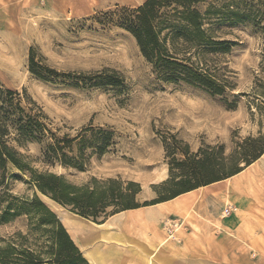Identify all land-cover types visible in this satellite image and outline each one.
Here are the masks:
<instances>
[{
    "label": "rangeland",
    "instance_id": "1",
    "mask_svg": "<svg viewBox=\"0 0 264 264\" xmlns=\"http://www.w3.org/2000/svg\"><path fill=\"white\" fill-rule=\"evenodd\" d=\"M146 1L0 0V85L18 92L26 113L47 130L40 142L9 144L30 168L77 185L92 178L139 184L136 203L154 224L151 239L168 240L161 264H264V153L249 166L242 162L258 152L257 140L264 137V21L256 13L258 3L201 0L196 5L203 13L212 6L244 15L241 23L211 16L204 26L209 45L193 49L187 54L191 60L183 61L224 85L221 94H212L161 78L136 39L108 23L118 18V10ZM57 143L82 171L46 159V147ZM208 148L223 159L216 172L227 170L232 157L241 172L230 182L162 202L166 205L145 206L176 190L175 183L155 189L180 175L175 162ZM27 180L8 165L10 194L32 197L35 189ZM38 195L52 210L50 199ZM169 221L179 224L171 235ZM18 232H28L25 216L0 226V244ZM131 247L115 243L106 250L113 264H131Z\"/></svg>",
    "mask_w": 264,
    "mask_h": 264
},
{
    "label": "trees",
    "instance_id": "2",
    "mask_svg": "<svg viewBox=\"0 0 264 264\" xmlns=\"http://www.w3.org/2000/svg\"><path fill=\"white\" fill-rule=\"evenodd\" d=\"M200 1L147 0L138 8L118 10V18L108 23L126 30L136 39L142 55L164 80L184 81L212 94H221L225 88L223 84L183 61L191 60L187 58V54L193 49L209 45V36L204 26L211 16L221 15L233 23H241L244 15L237 10L217 9L212 6L203 13L196 7ZM256 2L259 7L256 13L264 21V0ZM31 71L37 73L33 58ZM260 91L264 100V85L260 87ZM22 100L18 92L0 85V226L21 216L28 220L26 234L18 232L6 240H1L4 244H0V264H90L58 216L43 202L38 193L72 213L100 225L118 213L140 208L136 203V196L141 192V187L135 182L97 178L77 185L63 175L30 168L23 157L10 146V140L20 145L27 141L40 142L47 130L38 118L26 113L21 106ZM257 142L262 143L258 152L242 158L246 166L258 160L264 153V137H260ZM64 150L59 143L49 144L45 150L46 159L58 160L65 167L82 171L83 167L73 164ZM98 150L100 154L103 153V148ZM215 150H200L194 156L187 152L184 161L174 163L180 169V175L176 178L173 175L170 181L155 187L159 190L175 183L176 190H172L171 195L163 196L145 206L172 200L181 194L232 178L241 172L235 157L230 159L231 164L227 170L216 172L215 168L222 165L223 159L216 156ZM9 164L28 175L27 183L35 189L32 197L13 196L8 192Z\"/></svg>",
    "mask_w": 264,
    "mask_h": 264
},
{
    "label": "crops",
    "instance_id": "3",
    "mask_svg": "<svg viewBox=\"0 0 264 264\" xmlns=\"http://www.w3.org/2000/svg\"><path fill=\"white\" fill-rule=\"evenodd\" d=\"M166 203L157 206L166 205ZM59 214L64 227L90 264H113L106 247L115 243L132 246L130 248L131 264H161L163 261L162 254L168 240L151 239L153 233L150 229L154 224L142 208L118 213L110 217L102 226L101 224H90L86 219L70 214L64 208ZM188 214H190L189 211L186 216ZM158 220L159 218L155 219L157 224ZM155 227L157 228L156 225ZM194 227L199 230L197 224H194ZM119 264H126V262Z\"/></svg>",
    "mask_w": 264,
    "mask_h": 264
},
{
    "label": "built area",
    "instance_id": "4",
    "mask_svg": "<svg viewBox=\"0 0 264 264\" xmlns=\"http://www.w3.org/2000/svg\"><path fill=\"white\" fill-rule=\"evenodd\" d=\"M230 213V210H228V214ZM172 221H169L167 225H169L168 227V232L171 234H173L174 232H176L177 228L179 227L178 222H173L172 224H170Z\"/></svg>",
    "mask_w": 264,
    "mask_h": 264
},
{
    "label": "bare ground",
    "instance_id": "5",
    "mask_svg": "<svg viewBox=\"0 0 264 264\" xmlns=\"http://www.w3.org/2000/svg\"><path fill=\"white\" fill-rule=\"evenodd\" d=\"M233 178V177H232ZM232 178H229V179H227L226 181H231V179ZM202 189V188H201ZM51 201V200H50ZM51 203L53 204L52 205V207H53V209L52 210H54V211H56V212H58V213H61L62 211H63V208L60 206V205H58L57 203H55V202H53V201H51ZM228 203V202H227ZM66 222V221H65ZM103 224H101V226H102Z\"/></svg>",
    "mask_w": 264,
    "mask_h": 264
}]
</instances>
